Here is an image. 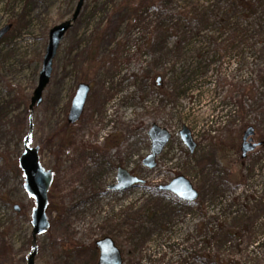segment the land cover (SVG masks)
<instances>
[{
	"label": "rangeland",
	"instance_id": "374dc122",
	"mask_svg": "<svg viewBox=\"0 0 264 264\" xmlns=\"http://www.w3.org/2000/svg\"><path fill=\"white\" fill-rule=\"evenodd\" d=\"M77 1L0 0V29L11 26L0 39V264H25L30 251L34 204L18 167L25 139L53 172L34 264H97L94 243L104 237L123 264H264V146L240 159L247 127L264 142L256 72L264 61L213 54L235 28L254 34L264 20L232 14L239 0H85L30 114L49 30ZM81 83L90 91L70 125ZM152 125L170 140L148 170ZM117 168L145 183L108 191ZM179 176L195 202L157 190Z\"/></svg>",
	"mask_w": 264,
	"mask_h": 264
},
{
	"label": "water",
	"instance_id": "95a60500",
	"mask_svg": "<svg viewBox=\"0 0 264 264\" xmlns=\"http://www.w3.org/2000/svg\"><path fill=\"white\" fill-rule=\"evenodd\" d=\"M84 2L85 0H78L71 18L49 30L48 43L45 48L41 69L38 74V82L29 100L28 111L30 114H32L34 109L39 107L43 101V92L51 79L53 60L56 56L59 45L66 32L72 27V23L78 18ZM10 28L11 26L7 25L0 29V39L3 38ZM158 81L159 78L156 79V82ZM89 91L90 87L87 84L81 83L77 86L67 115L68 124L73 125L79 121ZM147 136L150 141V152L149 155L142 160V165L151 170L155 168V160L168 143L170 135L166 130L161 129L156 125H152L147 132ZM253 136V127H247L241 138V159H245L249 153L253 152L261 145L260 143H254ZM179 137L189 153H192L195 149V143L193 142L187 128L182 127L179 131ZM18 167L24 178V190L34 204L31 211V247L25 259V264H34L37 250L36 238L37 236L46 233L49 228L46 208L48 205V191L52 183L53 173L52 171L43 168L40 163L39 149L37 147H31L27 139L24 140L23 151L18 159ZM143 183L144 181L130 175L126 170L118 168L116 173V183L109 186L108 190L124 192ZM157 189L159 191L169 192L185 203H192L198 199V192L193 188L191 183L182 176L176 177L168 185L160 186ZM14 210L16 212L19 211L16 206L14 207ZM95 246L99 251L97 264H122L121 254L114 245L112 239L106 237L98 240L95 242Z\"/></svg>",
	"mask_w": 264,
	"mask_h": 264
},
{
	"label": "trees",
	"instance_id": "16d2710c",
	"mask_svg": "<svg viewBox=\"0 0 264 264\" xmlns=\"http://www.w3.org/2000/svg\"><path fill=\"white\" fill-rule=\"evenodd\" d=\"M236 8H240V14H238V17L241 19L245 18V20H248L250 16L257 15L256 17L259 19V21L264 20V0H248L246 2H244V0H239L234 5V9L231 10L233 11L232 14L234 15L237 13ZM220 17V14L216 15L214 18L215 21H221ZM226 19L227 18L222 20L223 23L227 21ZM260 26L261 27L259 29L261 30L253 31L254 34H248L246 29L242 30L240 28H235V30H233L235 33L232 34L230 39L223 41L222 44H219L218 47H216V49L213 51V54H216L215 51H223L224 54L229 55L236 51L242 55L247 53V57H251L253 62H257L254 60L255 56L258 57L260 61H264V24ZM251 54H254L255 56L252 57ZM244 58H246V56ZM262 65L263 66H261L258 71L256 70L258 73L257 80L259 85H261L259 90L262 91L259 99V105L257 107V114L258 117L264 122V104L260 105L261 101L264 100V62ZM251 94H253V92L249 90L246 93V96L251 97ZM262 140L264 141V137H262ZM263 146L264 142H261V147Z\"/></svg>",
	"mask_w": 264,
	"mask_h": 264
},
{
	"label": "flooded vegetation",
	"instance_id": "af4514ba",
	"mask_svg": "<svg viewBox=\"0 0 264 264\" xmlns=\"http://www.w3.org/2000/svg\"><path fill=\"white\" fill-rule=\"evenodd\" d=\"M159 82V81H158Z\"/></svg>",
	"mask_w": 264,
	"mask_h": 264
}]
</instances>
